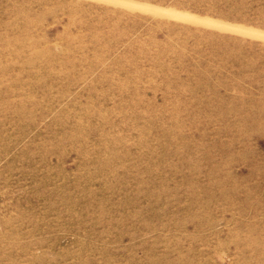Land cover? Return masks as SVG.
Masks as SVG:
<instances>
[{
	"label": "rangeland",
	"instance_id": "1",
	"mask_svg": "<svg viewBox=\"0 0 264 264\" xmlns=\"http://www.w3.org/2000/svg\"><path fill=\"white\" fill-rule=\"evenodd\" d=\"M0 264H264V0H0Z\"/></svg>",
	"mask_w": 264,
	"mask_h": 264
},
{
	"label": "bare ground",
	"instance_id": "2",
	"mask_svg": "<svg viewBox=\"0 0 264 264\" xmlns=\"http://www.w3.org/2000/svg\"><path fill=\"white\" fill-rule=\"evenodd\" d=\"M115 1V0H114ZM121 1H125V0H121ZM165 8H160V7H157V6H153L151 11H155L157 12L156 14H158L159 16H163V14H161L163 11H164ZM187 13V12H186ZM189 15L191 13H188ZM192 15V14H191ZM32 46V45H31Z\"/></svg>",
	"mask_w": 264,
	"mask_h": 264
}]
</instances>
